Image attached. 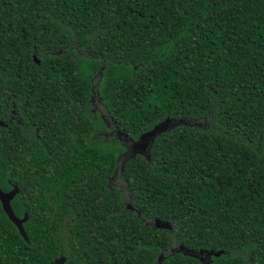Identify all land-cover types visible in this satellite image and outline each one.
I'll return each mask as SVG.
<instances>
[{"label":"trees","instance_id":"trees-1","mask_svg":"<svg viewBox=\"0 0 264 264\" xmlns=\"http://www.w3.org/2000/svg\"><path fill=\"white\" fill-rule=\"evenodd\" d=\"M10 110L46 138L0 142V186L32 150L59 204L16 197L27 242L0 206V264H264V0H0Z\"/></svg>","mask_w":264,"mask_h":264},{"label":"flooded vegetation","instance_id":"flooded-vegetation-1","mask_svg":"<svg viewBox=\"0 0 264 264\" xmlns=\"http://www.w3.org/2000/svg\"><path fill=\"white\" fill-rule=\"evenodd\" d=\"M11 98L12 97H8V99ZM22 113L24 114L25 112L23 111ZM14 120H16L17 124L23 126L20 120L17 119V113L14 110H10L6 123L0 120V122H2V125L0 127L8 128L6 134H0V142H5L7 144V147L9 148L8 153L12 152V148L15 144L14 142L16 141L22 143V145L20 146L21 149L22 147H24V143H27L26 148H30L29 143L30 144H32L33 142L41 143L45 140L46 135L44 134V130L42 129L43 126H39V127L32 126V130H28L23 126V130L25 131V134L23 136L17 134H11V130H9V128ZM102 133H104L103 137L106 138L105 136L106 133L104 131ZM23 150L17 153L20 156L19 164L22 165L19 174L20 186L18 187L13 182L8 180L7 182L8 189L4 190L2 189L1 186L0 189L4 193H8L10 191L15 192L13 199H11L10 201L11 207L15 203L16 197L20 195L22 191H25V194L21 195L22 196L21 201L26 203H33L39 206L50 205L56 209L57 204H59V193L57 191V186L55 181L49 183V179H48L49 174L45 173L42 168H36V169L32 168L29 163L30 161L29 157H31L30 153H32V150L29 151L28 150L23 151ZM45 177L46 179L42 180ZM59 258H57L56 260H58ZM55 261L53 262L54 264Z\"/></svg>","mask_w":264,"mask_h":264},{"label":"water","instance_id":"water-1","mask_svg":"<svg viewBox=\"0 0 264 264\" xmlns=\"http://www.w3.org/2000/svg\"><path fill=\"white\" fill-rule=\"evenodd\" d=\"M33 61L36 64H40V61L34 56ZM181 124L186 125V122L183 120H179L178 122H171L170 120L166 119L164 122L156 125L153 129L150 131L140 135L138 140L136 141H131V146L126 154H124V157L127 156L128 154L131 153L130 157H134L135 155H143L148 157L149 156V151L152 146L153 141L157 136H159L161 133H164L168 131L171 128H174L176 126H179ZM2 125V122H0V126ZM121 134V133H120ZM127 139V136H124V140ZM15 195V192L10 191L8 193H4L0 189V204L1 208L6 215V217L9 219V221L15 226L17 229L19 235L22 237V239L27 242V237L26 233L23 229V224L26 221V215L23 216V218H18L14 214L11 206H10V201L13 199ZM128 209H132L131 205H127ZM153 226L155 229L159 230H171V225L168 222L161 221L158 219H155L153 222ZM180 252L184 255H191V253H188L187 250L184 248L180 249ZM222 254L221 251L219 252H214V251H198V255L200 257V260L202 261V256L205 255L206 258L210 259L211 257H219ZM196 256V255H195ZM162 256L158 258V262L162 261ZM65 261L64 257H60L58 260L55 261V264H63Z\"/></svg>","mask_w":264,"mask_h":264}]
</instances>
